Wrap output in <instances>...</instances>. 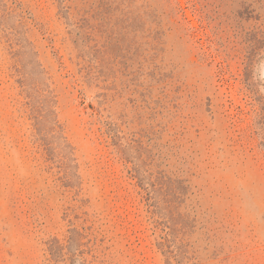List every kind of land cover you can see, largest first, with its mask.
Here are the masks:
<instances>
[{"label": "rangeland", "instance_id": "1", "mask_svg": "<svg viewBox=\"0 0 264 264\" xmlns=\"http://www.w3.org/2000/svg\"><path fill=\"white\" fill-rule=\"evenodd\" d=\"M0 2V264H264V0Z\"/></svg>", "mask_w": 264, "mask_h": 264}, {"label": "trees", "instance_id": "2", "mask_svg": "<svg viewBox=\"0 0 264 264\" xmlns=\"http://www.w3.org/2000/svg\"><path fill=\"white\" fill-rule=\"evenodd\" d=\"M25 106L30 110V115H32V119L34 120L35 126H39V124H44L45 126L49 125V131L50 133H52L51 139L57 142L56 146H52V142L47 141L46 138L41 137L39 138V141H41L40 146L43 147V149L49 153L50 151H54L55 149H60L61 151H63L64 157L70 160L71 154L68 152L69 146L66 141V138L64 137L63 132L60 130L58 125L56 124V121L54 119H51L50 111L46 108L35 109L29 103H26ZM37 133L41 134V131L37 130Z\"/></svg>", "mask_w": 264, "mask_h": 264}]
</instances>
